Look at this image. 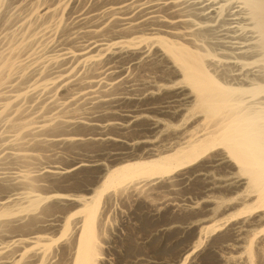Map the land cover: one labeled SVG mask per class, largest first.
I'll list each match as a JSON object with an SVG mask.
<instances>
[{"label":"bare ground","instance_id":"6f19581e","mask_svg":"<svg viewBox=\"0 0 264 264\" xmlns=\"http://www.w3.org/2000/svg\"><path fill=\"white\" fill-rule=\"evenodd\" d=\"M63 1L0 0V264H264V0Z\"/></svg>","mask_w":264,"mask_h":264},{"label":"rangeland","instance_id":"374dc122","mask_svg":"<svg viewBox=\"0 0 264 264\" xmlns=\"http://www.w3.org/2000/svg\"><path fill=\"white\" fill-rule=\"evenodd\" d=\"M66 2H67V0H65ZM70 0H68V2H69ZM62 2H64L63 0H62ZM67 2V3H68ZM50 3V2H49ZM142 74H144V75H147L148 74V72H144V73H142ZM61 92V91H60ZM62 93H64L63 91H62ZM61 93V94H62ZM65 156H66V154H65ZM69 156V155H68ZM68 156H66V157H68ZM49 161V160H48ZM47 160H46V162H48ZM51 161H53V160H51ZM184 191V190H183ZM183 191H181V193L178 195L179 197H181V195H183L184 194V192ZM191 196H193V194L191 195ZM183 197V196H182ZM181 197V198H182ZM126 213V212H125ZM125 213H122L121 211H120V207L118 208V212L116 211V212H114V214H113V217H111V221H112V219H113V224L115 223V224H117V225H119L120 223H121V221L123 220H125L126 222H131V221H129V220H131L130 218H128L127 217V214H125ZM112 216V215H111ZM169 217V216H168ZM128 218V219H127ZM176 219V218H175ZM136 219L135 218H133L132 219V221H135ZM177 220V219H176ZM177 221H179L180 222V220H177ZM182 221H183V219H182ZM114 224V225H115ZM148 225V226H147ZM116 226V225H115ZM144 227H148L147 229L149 230V229H153V226H151V224H150V222H147V223H145V225L142 227V229H144V232H143V230H140L138 233V235H139V237L142 235V234H146V233H148L149 231H151V230H147V231H145L146 230V228H144ZM175 230H177V231H175ZM179 230H181V231H179ZM171 229L170 231H168L167 232V235H165V240H164V247H165V255H164V260H165V262L167 263V264H179V263H181V262H183V260L185 259V257H186V254L185 255H182L181 253V251H183V249H184V247L185 248H193L195 245H196V242L199 240V233H197L198 231H196V230H192V229H188L187 231L185 230V229ZM142 233V234H141ZM178 233V234H177ZM174 234V235H173ZM185 235V236H184ZM181 241V242H180ZM117 243V244H116ZM123 245H124V243L123 242H121L120 240L118 241V242H115L114 243V248L112 249V250H110L111 252H109L108 254V256L109 257H113V255L114 256H116L115 255V251H114V249L115 250H120V248L121 249H123L122 247H123ZM170 250H171V252H170ZM113 251V252H112ZM115 252V253H114ZM170 253V254H169ZM175 253V254H174ZM168 255V256H167ZM166 257V258H165ZM180 258V259H179ZM177 259V260H176ZM207 259H209V258H207ZM214 260H215V258H213ZM213 259L212 258H210L209 260H207L206 261V264L208 263V264H213ZM182 260V261H181ZM211 260V261H210ZM213 261V262H212ZM209 262H212V263H209ZM189 264H191V263H189Z\"/></svg>","mask_w":264,"mask_h":264}]
</instances>
